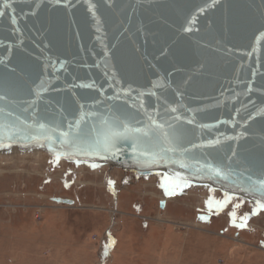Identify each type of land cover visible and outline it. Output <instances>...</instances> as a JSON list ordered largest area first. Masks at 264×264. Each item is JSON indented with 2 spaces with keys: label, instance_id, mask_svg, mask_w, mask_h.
<instances>
[{
  "label": "water",
  "instance_id": "95a60500",
  "mask_svg": "<svg viewBox=\"0 0 264 264\" xmlns=\"http://www.w3.org/2000/svg\"><path fill=\"white\" fill-rule=\"evenodd\" d=\"M13 151L264 211V0H0Z\"/></svg>",
  "mask_w": 264,
  "mask_h": 264
},
{
  "label": "rangeland",
  "instance_id": "374dc122",
  "mask_svg": "<svg viewBox=\"0 0 264 264\" xmlns=\"http://www.w3.org/2000/svg\"><path fill=\"white\" fill-rule=\"evenodd\" d=\"M47 158L0 155V264H264V214L163 178Z\"/></svg>",
  "mask_w": 264,
  "mask_h": 264
},
{
  "label": "flooded vegetation",
  "instance_id": "af4514ba",
  "mask_svg": "<svg viewBox=\"0 0 264 264\" xmlns=\"http://www.w3.org/2000/svg\"><path fill=\"white\" fill-rule=\"evenodd\" d=\"M47 160H48V162H51L52 163V165L54 166L55 164H59L60 162L59 161H57V160H54V159H52V158H47ZM62 163V162H61ZM68 165V164H67ZM69 166H72V167H77V166H74V165H69ZM136 177V176H135ZM149 178H151V177H149ZM145 179V178H144ZM166 181V180H165ZM167 182V184L168 185H172V186H175V187H178V188H183V189H187V190H191V189H193V190H195V191H198V190H200V191H203V192H209V193H211V194H215V193H213V192H211V191H209V190H206V189H204V188H196V187H193V188H188V187H184V186H180V185H176V184H174V183H172V182H170V181H166ZM223 198V200L226 202V203H235V204H238L239 205V207H241V208H245V209H249L250 211H251V213L253 214V216H254V213H259V214H264V211H261L260 209H258L256 206H253L252 204H250V203H248V202H246V201H243V200H240V199H235V198H228V197H226V196H222ZM199 219V218H198ZM207 220H209V218L207 219ZM204 221H206V220H204ZM240 225V224H239ZM244 226L245 227H247V225H245L244 224ZM261 246H263V248H264V245L262 244Z\"/></svg>",
  "mask_w": 264,
  "mask_h": 264
},
{
  "label": "snow or ice",
  "instance_id": "6c2138e0",
  "mask_svg": "<svg viewBox=\"0 0 264 264\" xmlns=\"http://www.w3.org/2000/svg\"><path fill=\"white\" fill-rule=\"evenodd\" d=\"M261 188H264V182L261 183ZM167 191V190H166Z\"/></svg>",
  "mask_w": 264,
  "mask_h": 264
}]
</instances>
